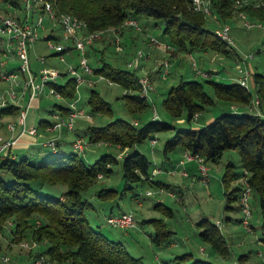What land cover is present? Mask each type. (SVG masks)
<instances>
[{"label":"trees","instance_id":"1","mask_svg":"<svg viewBox=\"0 0 264 264\" xmlns=\"http://www.w3.org/2000/svg\"><path fill=\"white\" fill-rule=\"evenodd\" d=\"M15 7L21 8L19 0H8ZM192 0H53L60 11L68 12L84 19L89 30H103L121 25L127 18L163 19L164 35L168 36L177 50L192 52L215 51L233 56L228 45L215 31L206 27L204 13L195 12ZM236 0H212L213 10L222 20L234 18L238 10ZM250 17L264 21V3L250 2L241 8ZM56 38L55 35L51 36ZM176 52V51H175ZM61 54V53H56ZM111 81L120 84L126 93L123 98L130 112L141 114L150 106V101L140 95L142 85L135 70L115 67L102 59V64L94 69ZM205 82L213 89L215 96L206 90ZM181 78L172 85L162 104L166 112L174 117L186 113L188 122L195 120L207 106L223 100L240 105H248L253 93L239 82H225L215 78ZM61 95L72 99L76 95L75 78H69L64 84L51 83ZM256 93L264 104V74H254ZM88 104L93 112L111 113L112 106L99 91L92 89ZM63 108L64 107L60 106ZM263 112L264 109L262 108ZM20 107L11 104L2 108L0 116L19 114ZM175 131L165 141L163 152L184 148L193 153L202 154L207 161H217L224 150L236 149L241 158L242 170H236L233 162H228L223 174L227 200H240L242 187L230 189L231 183L241 176H248V182L259 195L264 231V114L248 111H226L216 116L211 122L198 128H176L164 119L144 120L135 124L132 120L117 118L105 125H89L85 129L90 143L106 142L118 145L122 149L134 148L154 134L161 131ZM49 148V147H48ZM51 149V148H49ZM53 150V149H51ZM58 150H53L54 152ZM118 161L116 155L103 154L93 163H88L79 152L60 154L35 160L29 156L12 158L10 153L2 157L0 168L13 177L8 180L0 173V229L5 230L8 220L14 226L10 229L11 242H19L32 224L30 220L38 216L44 221L32 230V237L38 241H47L48 247L41 251L51 259L69 264H147L140 256L133 255L126 244L114 240L105 234L100 226L92 224L86 215V209L92 203L84 193L98 180L99 174H109L113 164ZM153 163L140 150H133L124 156L123 176L126 187L133 188L131 182H146L152 174ZM65 184L67 189L60 195L43 192L45 184ZM114 188H101L95 195L102 200L114 199L118 195ZM164 204L159 203L157 206ZM231 208V205L228 206ZM169 214L172 209L166 207ZM155 226L153 243L161 245L169 241L174 231L161 218L146 219ZM200 236L210 243L215 251L226 257L229 255V243L219 225L205 217L198 221ZM182 264H216L207 259H191L190 254L178 256Z\"/></svg>","mask_w":264,"mask_h":264},{"label":"rangeland","instance_id":"2","mask_svg":"<svg viewBox=\"0 0 264 264\" xmlns=\"http://www.w3.org/2000/svg\"><path fill=\"white\" fill-rule=\"evenodd\" d=\"M249 1L258 4L262 0ZM38 6H40V4H38L37 7ZM39 13L40 9L34 15H38ZM9 15H24L23 5L22 8H19L13 6L8 0H0V16L6 17ZM44 16L46 28L40 29V38L30 47L31 67L33 71L37 72H39L43 66L59 70L62 74L58 77L57 82L64 84L69 78L74 77L73 74L68 72L71 67H77L79 72L84 73L83 69L80 67L82 55L79 50L73 47L70 40L62 38V29L59 26H52L46 12H44ZM248 18L252 20L255 19L249 15ZM138 21L143 29L138 30L128 26L120 33L122 50H118L116 44L111 42V40L114 39V34L110 31L106 33L101 40L93 44L94 48H87L86 55L90 65L94 69L98 68L102 64V59H104L115 67L135 70L139 77L148 75L155 90L150 92L152 103L145 112L141 114L130 112L125 104L123 96L126 93L132 92L125 90L116 82H110L109 78L105 76L100 78V74L95 72L93 75H87V79L93 80L95 83L93 85H89L87 81L80 83L76 89V95L72 99L65 98L62 95L57 96L55 94H49V86H47L45 92L38 96L39 104L29 108L27 124L29 126L33 124L38 126L42 119L52 120V111L62 110V113L66 115L69 112L68 108L66 109L60 106L69 107L72 101L79 98L76 106L78 109H83L84 114L76 118L75 130L67 131V134H65L66 139L72 142L78 137L76 130L81 132L80 134L82 136L80 135L79 137H84V149L79 153L88 163L95 162V160L106 153L114 154L118 158V161L113 164L112 172L105 174L101 178L99 177L90 190L84 193V196L94 205V207L86 209L85 213L93 225H99L102 231L110 238L122 240L133 255L142 256L147 264H160L164 260L167 262L169 260V264H177V262L180 261L177 257L183 254H190L191 259H207L216 264H224L225 262L226 264H264L263 216L259 195L251 190L249 203L252 215L250 216V230H247L242 222L243 211L240 201L231 200L229 202L225 194L226 188L222 178L226 164L228 162H233L236 165V170H242L240 154L236 149L229 148L224 150L218 162L212 160L207 161L205 159L209 167L208 182L202 178L197 167V169L194 170L195 175L193 174L190 178L185 179V188L182 190L177 189V191L172 193L170 190L161 189L157 185H153L149 182H131L130 185L133 188L126 187V180L123 176V162L124 156L127 153L135 150L137 147H141L149 157H154V159H151L153 163H158V165H160L165 141L175 131L168 130L156 133L151 138L139 143L127 152L110 143L99 144L89 142L88 136L84 132L89 125H105L117 118L132 120L133 123L137 124V120L143 122L146 119L152 118L154 109L158 112L159 119H164L172 123L176 128L195 127V124L197 125L198 123L199 126L205 125L208 119L215 118L219 114L229 110L255 112V109H250L248 105L241 106L238 103H231L218 99L214 105L207 106L200 113L199 118L192 122H188L186 113L177 118L170 116L166 112L162 101L172 85L178 84L182 77L197 79L203 82L206 81L205 77L196 74L192 65L191 56L197 61L198 68L210 71V76L212 75L215 79L225 82L237 81V77L240 75L237 68V61L235 56H227L215 51H208L207 53L197 50L192 52L179 51L171 45L169 37L163 33V28L165 26V21L163 19L143 17V19ZM146 21L148 22L146 23ZM223 23L231 25V34L236 41L237 50L240 55L243 57L247 55L245 65L247 68L249 67L251 71L249 82L253 96H255L256 88L254 86V74L256 72L264 74V31L256 26L245 28L244 19L239 16L226 20L220 19L215 12L206 16L205 25L213 31L219 29ZM51 32L56 36V38L50 39L51 43L56 44L62 42L71 47L61 54H56L58 52L55 48L50 46V42L46 39V36ZM1 37L4 39L9 38V34L7 32H1L0 38ZM152 37H155L158 43H152ZM168 45L169 47H166ZM139 50L148 53L149 57L142 59L139 68H130L128 62L133 60L135 54ZM42 56L45 57V62H41L40 59ZM0 62H6V66L2 67L3 70L12 68L18 69L21 64L17 56H13L12 53L4 52L0 53ZM166 62L169 64V72L166 77L163 78L159 76V69L161 66H164ZM24 78L21 72H17L15 83H19L20 85L14 86L19 95V98L16 100L17 102H13L15 105H17V103L20 105L24 100L23 97L25 95L21 94V86L23 85ZM205 86L206 90L210 92L212 96H215L209 84L205 82ZM10 87L11 81L0 79V90H5ZM92 89L99 91V93L111 103V113L92 111L91 106L88 104V98ZM23 104L22 109L25 107L26 102ZM232 104H238V110L232 109ZM62 113L59 115L63 116ZM56 115L57 114H55V119ZM4 117H9V119L18 121L19 114L18 116L15 114ZM7 119L8 118L5 119L0 117V128L2 132L5 131L2 123L7 121ZM52 133L50 137L48 136L49 138L57 137V135H55L57 131H52ZM45 136L44 137L47 138L46 140H48L49 138L47 135ZM71 150H74L73 146ZM64 152L63 149L59 148L55 152L49 148H40V150L35 151L33 154L40 155L42 158H49L51 156L64 154ZM66 152L68 153V151ZM175 153L176 152H173V154ZM183 157L184 154L182 158ZM154 169L159 170V172L161 170L159 167L153 168L151 178H148V181H152L153 176L159 173H154ZM0 173L4 174L8 180L13 178L11 174L5 170L0 171ZM167 176L169 175H165V177ZM246 176L247 174L245 173V175L241 176L239 179L234 180L231 183L230 189L238 185L244 187V178ZM101 188H114L117 189L119 193L114 199L102 200L95 195V192ZM66 189L67 185L61 183L55 185L45 184L42 191L53 195H60ZM148 192H150V194H148ZM159 203L164 204L157 206ZM229 205L233 207L229 208ZM167 206L172 209V214L168 213L166 209ZM111 209H114V212L120 210L131 212L142 229H137L136 226L131 228L111 226L107 223V217L111 215ZM229 216L233 217V221L228 220L227 217ZM205 217L215 223L221 222L223 224L222 232L226 235L230 251L225 259L219 256L213 250V246L204 241L200 236L201 228L197 223L200 219ZM151 218L163 219L170 229L174 231L169 241L161 245L152 243L150 232L155 233V226L150 222H143V219ZM43 221L44 220L38 216L32 217L30 220L32 226L26 231L25 238L18 243L13 242L12 245H9L10 241H12L10 229L6 226L3 235L0 237V256H15V253L17 255V253L23 251L24 255H30L31 259L23 261L22 264H29L33 259L41 254H45L41 251H44L48 247V242L46 240L41 242L32 237V230ZM21 241L30 242L32 247L23 248L20 245ZM47 256L49 261L47 264H69L66 262H58L51 259L49 255ZM223 261L224 263H221Z\"/></svg>","mask_w":264,"mask_h":264},{"label":"built area","instance_id":"3","mask_svg":"<svg viewBox=\"0 0 264 264\" xmlns=\"http://www.w3.org/2000/svg\"><path fill=\"white\" fill-rule=\"evenodd\" d=\"M24 15H9L6 17L0 16V33H8L9 38H2L4 41V46H0V53H12L13 56H17L21 61V64L17 71H10L9 69L3 70L2 67L6 66V62H0V76L2 79L11 81V87L5 90H0V112L2 108L14 104L13 102H17L16 100L19 98L17 91L15 90V85H20L19 83H15V77L17 76V72H21L24 75V82L21 86V94L29 95V100L27 105L20 109L18 123L10 121L8 122V128L12 131L15 130L16 125H20V132L18 135H14L11 138H6L0 134V158L8 153L13 146H15L19 138L24 133H29L32 135L39 134V128L37 126H27V114L30 106L32 105V100L45 92L47 86H49V94H55L60 96L61 93L57 90V88L51 83L57 82L58 77L62 74L59 70L43 66L38 73H35L31 67V59H30V47L40 38V29H45V16L44 12L47 13L48 20L52 24V26H59L63 31L62 38L65 40H70L74 48L79 50L82 55L80 61V67L83 69L84 73L79 72L77 67H71L68 72L74 75L75 81L77 83V87L83 81H87L89 85H93L95 82L93 80L87 79V75H93L95 73L94 68L90 65L88 57L86 55L87 48L92 47V45L101 40L104 35L110 31L114 34V39L111 42L116 44L118 50H122V45L120 41V33L123 32L125 27H133L138 30L143 29L142 25L136 18L129 17L127 18L121 25L110 27L108 29L103 30H89L87 23L84 19L78 17L77 15L60 11L55 7L53 0H19ZM250 3L249 0H236L234 3V7L238 10V15L242 19H244L245 28H249L252 26H256L261 28L264 31V21L259 19H250L248 18V14L245 10L241 8L248 5ZM260 3H264V0L260 1ZM40 6L37 7V5ZM192 10L195 12H201L205 15H211L213 10L212 0H192L191 1ZM40 9V13L38 15H34ZM232 27L228 23H223V25L215 30L218 37L223 40L229 47L233 56L237 61V68L240 75L237 77V82H239L243 87L251 90L249 76L251 71L249 67L247 68L246 58L240 55L237 50V44L231 34ZM55 35L51 32L46 36V39L50 42L51 36ZM152 43H158V40L155 37L151 39ZM51 47L55 48L58 53H63L67 51L71 46L67 44L61 43H49ZM166 47H169L166 46ZM191 54V53H190ZM149 54L143 50H139L133 60L128 62V66L130 68H139L141 66V61L144 58H148ZM249 57V56H248ZM192 65L196 71L197 75L203 76L205 78H215L210 76V71L202 70L198 68L197 61L194 57L191 56ZM41 62H45V57H41ZM168 63H164V66H161L159 69V76L165 78L168 74ZM100 78H103V75L100 74ZM39 79V80H37ZM140 83L142 85V89L140 91V95L146 97L150 103H152L150 92L155 90V87L151 84L148 75H144L139 77ZM110 82H113L109 79ZM79 98H76L71 102L69 106V112L66 115L60 116L56 115V119L51 122L48 126H46V130L48 131H57L61 132L62 130L66 131H74L75 130V120L78 116L83 115L84 111L82 109H78L76 106ZM19 104V103H17ZM250 109L257 110V114L263 115L264 112L262 110V99L256 93L253 96L251 102L248 104ZM198 114L195 115V119H197ZM153 119L159 118L158 112L154 109ZM155 141V140H154ZM106 143V142H99ZM43 144L46 147H49L53 150H56L58 147L57 137L49 138L48 140L43 141ZM73 147L77 152H80L84 149V139L82 137H77L73 141ZM195 160L198 164L199 171L201 173L202 178L208 182L209 181V167L206 164L205 157L199 153H193L190 150H186L184 152V157L179 160L177 166L186 163L187 161ZM161 171V170H160ZM176 167L171 170V172H175ZM159 172V170L154 169V173ZM184 175H188L186 171H183ZM152 175V174H151ZM98 177H103V174H99ZM151 178V176H149ZM245 186L242 187L241 195H240V203L242 205L243 218L242 222L247 230H250V216L252 215V210L250 209L249 197L251 195V186L248 182V176L245 178ZM150 194V192H148ZM107 223L113 227H121V228H131L137 225L135 216L131 212H122L120 214H111L107 217ZM6 226L11 229L14 226L12 220H8ZM4 230L0 229V237L3 235ZM20 245L23 248H31L32 245L28 241H21ZM3 259L5 261L9 260V257L4 256ZM48 256L46 254H41L37 258L33 259L29 264H47ZM27 264V263H25ZM160 264H169L168 262H161ZM177 264H182L177 262Z\"/></svg>","mask_w":264,"mask_h":264},{"label":"crops","instance_id":"4","mask_svg":"<svg viewBox=\"0 0 264 264\" xmlns=\"http://www.w3.org/2000/svg\"><path fill=\"white\" fill-rule=\"evenodd\" d=\"M136 19L137 20H140V19H143V17H139V18H136ZM147 22L148 21H146V23ZM0 46L1 47L4 46V41L1 38H0ZM91 48H94V45ZM208 51H210V50L200 51V52L207 53ZM9 70L10 71H17V69H13V68L12 69H9ZM34 72L35 73H38L37 71H34ZM0 79H2V78L0 77ZM23 98H24V100L22 101V103H20V105L17 104L20 107V109H22V106L24 105L23 103L26 102V105H27L28 100H29V95L27 94ZM31 104H32L31 106L38 105L39 104L38 103V97L34 98L32 100V103ZM31 106H30V108H31ZM241 106H243V105H241ZM64 107H66V106H64ZM238 107H239L238 104H232V109H237L238 110ZM262 108L264 109V104L262 105ZM52 113H53L52 114V118H53L52 120L42 119L41 122H40V124L38 126L37 125H34V124L33 125H30V126H37L39 128V134L38 135H32V134H29V133H24L19 138L18 143L15 146H13L11 148V150L8 153L4 154L2 157L7 156L10 153V155L12 156V158H19V157H22V156H29V157L35 158V160H42V159H44L45 157L42 158V157H40V155L33 154V153H35V151H37V150H40V148H48V147H46L43 144V141H45L47 139V138H45L46 137L45 135H47V137L48 136L50 137L53 133H52V131L46 130V126L49 123L53 122L55 120V114H57V115L61 114L62 113V110L52 111ZM254 113H257V110H255ZM17 116H18V114H17ZM199 116H200V114L198 115L197 119L199 118ZM0 117L1 118H5V119L8 118L7 121H4L2 123L4 125V130L5 131L2 132L1 131V128H0V134H2L6 138H11L14 135L15 136L18 135V133L20 132V128H21L19 124L16 125V128H15L14 131L10 130L8 128V126H7L8 125V122H10V121H13V122H16V123H18V121H15L13 119H9V117H4V116H0ZM213 119L214 118L208 119L207 120L208 121L207 123L211 122ZM197 121H200V120H197ZM141 122L142 121L137 120V124H140ZM27 126H29V125L27 124ZM198 127H200L199 126V123L197 125L195 124V127L194 128H198ZM66 132H67L66 130H62L61 132H57L55 134V135H57L58 148L59 149H63L65 151L64 154H68L69 152L71 153V152H75L76 151V149H74L73 151L71 150V148L73 146V141L71 142L70 140L68 141L66 139V137H65L66 136L65 134H67ZM80 133L81 132L79 130H76L77 136H80L81 135ZM111 145H113V144H111ZM116 146L118 148L120 147L118 145H116ZM136 149L142 151L143 153H145L142 150L141 147H137ZM124 150L127 152V151H129V148H126ZM66 151H68V153ZM185 151H186V149L180 148V149L174 150L172 152H169L167 155H165L164 152H163V155H162V158H161L162 160H161V164L160 165H158V163L156 164V163H153L152 162L153 163L152 168L159 167L161 169V171L159 173H157L156 175L153 176V180L152 181H146V182L152 183L153 185H157L161 189L170 190L172 193H174V191H177V189H179V190L184 189L185 188L184 187L185 186V184H184L185 179L186 178H190L194 174V170L197 169V167H198V164L196 163L195 160L187 161L186 163L177 166V163L179 162L180 159H182V156H183V154H184ZM173 152H176V153L173 154ZM147 156L150 159V161H151V159H154V157L151 158V157H149V155H147ZM2 157L0 158V162L2 160ZM217 162H218V160H217ZM175 167H176V171L175 172H171V170L174 169ZM2 170L3 169L0 168V171H2ZM183 171H186L188 173V175H184L183 174ZM163 175H164V177H163ZM165 175H169L170 177L169 176L165 177ZM92 207H94V205H92ZM231 207H233V206H231ZM122 212H127V211L120 210L118 212H114V209H111V214H120ZM227 218H228L229 221H233V217L229 216ZM145 220L146 219H143V222ZM217 224L219 225V227L222 230V225L223 224L221 222H218ZM136 228L137 229H142V227L138 225V222H137ZM153 235H154V233H151L150 232V239H151V241H152V236ZM120 241H122V240H120ZM10 243H9V245H12L13 242L10 241ZM152 243H153V241H152ZM0 248H1V244H0ZM213 250L215 251L214 248H213ZM19 253H17V255L15 253L14 254L15 256H10L9 257V260H7V261H5L3 259V257L4 256H7V255L0 256V264H22L23 261H25V260L28 261V259H31L30 255L29 256L28 255H24L23 251H20ZM217 254L219 256H222L219 253H217ZM222 257L224 259L226 258L224 256H222ZM174 260H176V259H174ZM163 262H167V261L164 260ZM168 262H170V261L168 260ZM221 263H224V261L221 262ZM224 264H226V262Z\"/></svg>","mask_w":264,"mask_h":264}]
</instances>
